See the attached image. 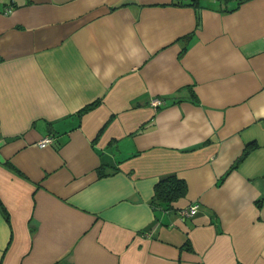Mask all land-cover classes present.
<instances>
[{"label": "crops", "instance_id": "1", "mask_svg": "<svg viewBox=\"0 0 264 264\" xmlns=\"http://www.w3.org/2000/svg\"><path fill=\"white\" fill-rule=\"evenodd\" d=\"M196 4L0 0V264H264V0Z\"/></svg>", "mask_w": 264, "mask_h": 264}, {"label": "trees", "instance_id": "2", "mask_svg": "<svg viewBox=\"0 0 264 264\" xmlns=\"http://www.w3.org/2000/svg\"><path fill=\"white\" fill-rule=\"evenodd\" d=\"M178 4H190L193 6H197V1L199 0H176ZM98 177H104L107 176L103 172V166H100L97 170ZM115 172V169L113 170ZM112 172V173H113ZM186 192V185L183 182V180L178 179L175 175H167L164 176L159 180V182L156 184L154 189V198L152 200V203L155 204H169L171 201L183 196ZM1 211L7 215L6 210L4 207L0 204Z\"/></svg>", "mask_w": 264, "mask_h": 264}, {"label": "built area", "instance_id": "3", "mask_svg": "<svg viewBox=\"0 0 264 264\" xmlns=\"http://www.w3.org/2000/svg\"><path fill=\"white\" fill-rule=\"evenodd\" d=\"M188 1H190V0H188ZM213 1L216 3L217 2H225L226 4H229V3H240V2H243L245 0H213ZM8 12H10V9H7L5 11V13H8ZM150 105L155 107V108H159V107H162L164 105V101L160 98H154L150 101ZM52 143H53V138L50 136H46L41 141L38 142V146L43 148L46 146H50ZM198 209H199V204L194 203V204L189 205L188 207L180 210V215L183 218L192 217L197 213Z\"/></svg>", "mask_w": 264, "mask_h": 264}]
</instances>
